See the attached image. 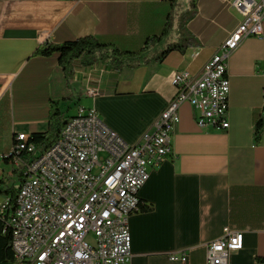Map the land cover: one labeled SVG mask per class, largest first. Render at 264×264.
Here are the masks:
<instances>
[{"label":"crops","instance_id":"1","mask_svg":"<svg viewBox=\"0 0 264 264\" xmlns=\"http://www.w3.org/2000/svg\"><path fill=\"white\" fill-rule=\"evenodd\" d=\"M180 0H0V180L10 185L15 168L6 159L19 133L47 132L50 114L66 105L95 108L129 144L148 131L176 93L178 70L199 77L207 61L242 17L223 0H196L186 28L197 45L162 62L115 71L104 62L76 65L68 79L57 54L36 53L46 42L61 44L92 35L137 51L160 35L170 16L178 24ZM187 10V9H186ZM172 30L173 39L176 31ZM169 38V37H168ZM166 37L157 48H161ZM229 123L225 130L196 122L189 103L179 108L173 152L151 169L140 197L153 205L129 218L132 264H205L206 244L226 226L244 233V247L229 264H264V38L245 37L228 58ZM89 89L98 94L89 95ZM71 104H74L72 107ZM0 204L8 197L4 194ZM185 252L186 263L171 260ZM0 264H17L0 262Z\"/></svg>","mask_w":264,"mask_h":264},{"label":"built area","instance_id":"2","mask_svg":"<svg viewBox=\"0 0 264 264\" xmlns=\"http://www.w3.org/2000/svg\"><path fill=\"white\" fill-rule=\"evenodd\" d=\"M241 15L237 28L193 78L188 70L174 73L176 93L153 131L134 145L110 128L92 107L78 105L58 139L43 152L19 133L6 155L23 181L14 209L9 199L0 214L10 211L7 227L17 264H132L130 216L139 210L140 191L173 152L179 108L189 103L199 127L230 126L228 58L247 36L264 38V0H223ZM88 94L95 96L96 89ZM94 234V239L88 236ZM244 247V233L226 226L206 244L205 264H229L233 251ZM171 260L186 263L185 252Z\"/></svg>","mask_w":264,"mask_h":264},{"label":"trees","instance_id":"3","mask_svg":"<svg viewBox=\"0 0 264 264\" xmlns=\"http://www.w3.org/2000/svg\"><path fill=\"white\" fill-rule=\"evenodd\" d=\"M191 1L192 6H195L196 0ZM192 14H194V11H192ZM192 14L190 12L188 15H184V12H182L179 15L178 24L175 29L172 16H170L162 33L148 38L145 46L137 51L124 49L92 35H87L65 41L61 44L46 42L44 45L37 48L36 53L44 56L57 54L60 65L64 69L68 79L73 75L74 67L77 64L89 67L98 62H104L113 70L122 71L124 69L136 68L142 64L162 62L172 52H184L188 47L198 44L186 28L187 21ZM173 29L176 31L177 36L175 39L169 40L168 35ZM165 37L166 41L163 47L157 48L158 43L164 40ZM70 116L71 115H65L60 108L54 109L49 117L48 131L30 134L29 142L36 143L39 151L43 152L58 139L62 126ZM263 133L264 112L258 116L255 122L254 136L256 142L259 143L261 141ZM6 159L9 160L7 157ZM14 173L17 177V184L11 183L7 185L8 181L5 178L0 180V195L4 194L8 197L10 211H12L16 205L17 196L23 181L22 172H18L15 169ZM153 208L152 204H147L140 197L138 211L149 212L153 210ZM10 211L5 214H0V262H16L11 247L12 235L10 229L7 227V219L10 215ZM258 259L264 262V256H260Z\"/></svg>","mask_w":264,"mask_h":264},{"label":"rangeland","instance_id":"4","mask_svg":"<svg viewBox=\"0 0 264 264\" xmlns=\"http://www.w3.org/2000/svg\"><path fill=\"white\" fill-rule=\"evenodd\" d=\"M190 0H180L179 2H178V4H177V11H183L184 10V15H188V13H190L191 12V10H192V8H191V5H190ZM187 9V10H186ZM172 35V33H170L169 35H168V37H169V40H172L173 39V36H171ZM67 105V104H66ZM66 105L62 108V110H66ZM71 106L73 107L74 106V104H71ZM13 183H18L17 182V177L15 178H13V181H12ZM1 199H3V197H2V195H0V200ZM94 234L92 233V234H90L89 236H88V239L89 240H93L94 239Z\"/></svg>","mask_w":264,"mask_h":264}]
</instances>
